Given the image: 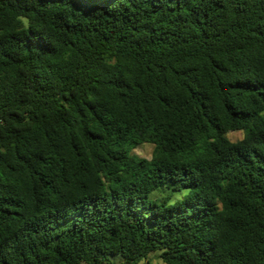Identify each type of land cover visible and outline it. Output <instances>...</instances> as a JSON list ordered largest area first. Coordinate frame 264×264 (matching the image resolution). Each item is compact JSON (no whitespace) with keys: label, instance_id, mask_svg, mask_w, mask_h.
Segmentation results:
<instances>
[{"label":"trees","instance_id":"trees-1","mask_svg":"<svg viewBox=\"0 0 264 264\" xmlns=\"http://www.w3.org/2000/svg\"><path fill=\"white\" fill-rule=\"evenodd\" d=\"M151 256L264 264V0H0V264Z\"/></svg>","mask_w":264,"mask_h":264},{"label":"rangeland","instance_id":"rangeland-1","mask_svg":"<svg viewBox=\"0 0 264 264\" xmlns=\"http://www.w3.org/2000/svg\"><path fill=\"white\" fill-rule=\"evenodd\" d=\"M228 137L231 140H238L242 137V132L240 131H232L228 133ZM153 150V144L151 143H143L139 145L138 147L134 148L132 150L133 153L137 154L138 156L142 158L149 159L151 157ZM138 264H165L160 259H158L156 256H151L149 260H145L143 262H139Z\"/></svg>","mask_w":264,"mask_h":264}]
</instances>
